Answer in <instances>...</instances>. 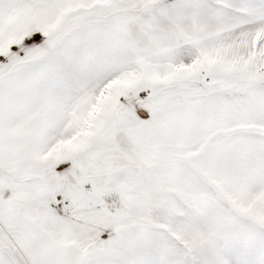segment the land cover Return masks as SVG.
I'll return each instance as SVG.
<instances>
[{"label":"snow or ice","instance_id":"1","mask_svg":"<svg viewBox=\"0 0 264 264\" xmlns=\"http://www.w3.org/2000/svg\"><path fill=\"white\" fill-rule=\"evenodd\" d=\"M0 264H264V0H0Z\"/></svg>","mask_w":264,"mask_h":264}]
</instances>
